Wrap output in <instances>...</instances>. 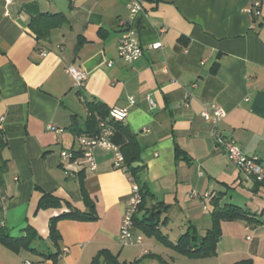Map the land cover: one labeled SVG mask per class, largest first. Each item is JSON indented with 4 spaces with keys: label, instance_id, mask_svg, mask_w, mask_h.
Returning <instances> with one entry per match:
<instances>
[{
    "label": "crops",
    "instance_id": "1",
    "mask_svg": "<svg viewBox=\"0 0 264 264\" xmlns=\"http://www.w3.org/2000/svg\"><path fill=\"white\" fill-rule=\"evenodd\" d=\"M129 1L0 0L3 225L14 237L31 226L41 238L36 247L53 251L49 220L70 208L88 211L82 188L95 216L56 222V260L0 243V264H91L101 251L100 264L105 257L138 264H264V180L228 161L210 136L211 122L200 115L211 104L223 108L220 132L245 154L264 156V0H256L258 15L254 0H145L135 15ZM34 17L58 24L38 39L30 26ZM125 26L134 28L143 47L132 62L118 55ZM155 42L160 46L151 48ZM69 65L86 72L82 88L66 73ZM91 103L128 108L122 123L140 144L145 207L158 206L159 228L170 241L188 229L204 235L214 205L241 206L255 219L221 220L209 256H184L135 227L142 243L120 244L131 185L126 172L113 167L112 150L93 149L94 170H71L60 155L78 152ZM44 193L60 205L38 209Z\"/></svg>",
    "mask_w": 264,
    "mask_h": 264
},
{
    "label": "trees",
    "instance_id": "2",
    "mask_svg": "<svg viewBox=\"0 0 264 264\" xmlns=\"http://www.w3.org/2000/svg\"><path fill=\"white\" fill-rule=\"evenodd\" d=\"M56 16V14H54ZM43 19V20H42ZM58 24L57 20L50 21L47 18H37L34 17L30 26L36 37L38 39H45L49 36L50 30ZM92 115L87 118L86 129L80 131L79 134L82 136L90 137L95 136L100 131L99 123L105 121L112 129L113 134L110 140L119 145V149L123 155V163L127 167L129 175L138 184L139 193L141 195V202L138 206L137 212L133 216L134 227L140 230L145 236L155 237L162 244L171 248L172 250L187 256V257H197V256H209L215 251V243L220 236L219 222L221 220H233V219H245L252 221L255 219V214L250 212L248 209L235 204H224V205H214L212 209L213 223L212 227L209 228L204 235H200L196 230H187L182 233L175 242L170 241L165 234H163L159 228V213L158 206L155 207H145V201L148 196V190L141 179V175L144 172L145 165L139 163L140 154V144L135 135L131 134L126 125L122 121H116L109 117V108L98 106L96 103H91ZM94 110H97L99 116L94 114ZM72 128H75L76 122L75 118L73 121ZM81 137V136H80ZM6 146V140L4 138L3 132L0 131V191L4 187V173L7 171V160L3 157L2 151ZM74 153V152H73ZM81 154L80 149L78 152L74 153V157H79ZM82 193L84 200L88 203L89 210L81 212L76 208H70L68 212H63L57 216H53L49 220V237L52 241L53 251L47 249H38L36 243L41 241L40 236L36 231L29 225H27L24 230L23 235L14 237L11 236L3 225L4 215H3V204L0 199V243L3 245L14 249H26L31 252H35L45 259L56 260L59 255L58 238L59 234L56 230L55 224L58 220L63 218L72 219H92L93 214V203L87 199L84 189L82 188ZM60 205V199L51 193H44L38 202L39 208L57 207ZM144 209L141 215L138 213ZM105 255L101 251L98 255L94 256L91 264H100L99 255ZM106 264H138L139 259L131 263H120L114 257L104 258ZM161 264H167L166 261L162 260ZM234 264H251L250 260H241L235 262Z\"/></svg>",
    "mask_w": 264,
    "mask_h": 264
},
{
    "label": "built area",
    "instance_id": "3",
    "mask_svg": "<svg viewBox=\"0 0 264 264\" xmlns=\"http://www.w3.org/2000/svg\"><path fill=\"white\" fill-rule=\"evenodd\" d=\"M145 0H130L127 7L132 15L137 14L142 11L143 2ZM254 15L259 14V2L254 0L252 4ZM124 23V22H122ZM160 46L159 42L151 44V48H158ZM118 55L121 59L132 62L138 59L143 53V47L139 41L137 33L131 26H125L118 41ZM66 73H68L75 82L77 88H82L87 79V74L84 70L74 65H69L65 68ZM147 99L151 105H153L152 99L147 96ZM130 103L134 102L133 98H129ZM128 114L127 107L114 106L109 110V117L116 121H123ZM200 115L206 121L211 122L212 128L210 131V136L214 141V144L224 151L226 157L230 163L236 166L241 172L253 177L258 181L264 180V156L247 155L243 152L240 146L230 138L225 137L218 128L219 121L225 117L226 112L223 108L211 104L210 106L204 108ZM3 121V117H0V128ZM100 131L95 136H81L78 138L80 156L73 158L74 153L72 151H62L60 153L61 157L73 166L71 170L75 167L85 165L86 168L94 170L96 164L93 156V149L96 147H101L105 149L112 150L114 155L113 167L121 169L126 172L130 180L131 192L126 202V207L122 215V222L119 232V243L122 245L140 244L143 240V235L139 232L134 231L133 216L138 210V206L141 202V195L139 193L138 184L132 179L131 175L127 171V167L123 163V155L119 147L110 140L113 134V129L105 122L101 121L99 123ZM48 128H52L49 125ZM72 172V171H71ZM262 225L264 226V217L262 220ZM24 264H32L26 261Z\"/></svg>",
    "mask_w": 264,
    "mask_h": 264
},
{
    "label": "rangeland",
    "instance_id": "4",
    "mask_svg": "<svg viewBox=\"0 0 264 264\" xmlns=\"http://www.w3.org/2000/svg\"><path fill=\"white\" fill-rule=\"evenodd\" d=\"M169 237L173 238L174 237V234H173V231L169 234ZM174 240V239H172ZM168 250V249H167Z\"/></svg>",
    "mask_w": 264,
    "mask_h": 264
}]
</instances>
